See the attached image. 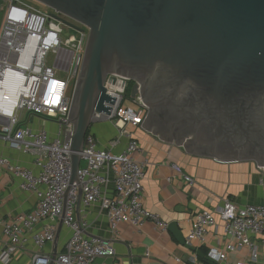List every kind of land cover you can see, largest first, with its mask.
I'll return each mask as SVG.
<instances>
[{
	"label": "built area",
	"instance_id": "built-area-1",
	"mask_svg": "<svg viewBox=\"0 0 264 264\" xmlns=\"http://www.w3.org/2000/svg\"><path fill=\"white\" fill-rule=\"evenodd\" d=\"M0 13L4 14L0 31V139L32 159L31 166H24L0 156V175L5 167L24 191L38 198L31 213L18 215L4 225L1 258L10 261L13 254L25 250L31 242L36 248L31 264H93L99 258L115 256L113 241L87 237L86 217L79 219L76 213L81 202L85 208L100 204L112 233H117L122 224L142 227L147 221L167 230L168 223L145 206V165L136 158L141 148L130 129L143 127L148 108L128 95L134 85L131 80L122 91L128 79L117 75L106 79V94L113 103H105L109 113H95L92 117L81 153L79 183L72 186L65 204L72 177V152L65 137L74 131L70 112L89 28L35 0H0ZM52 14L80 29L64 24ZM65 28H73L76 34L67 35ZM33 119L52 121L57 129L40 128ZM100 123H111L116 129V136L106 147L100 145L92 131ZM173 169L189 186L195 185V180L178 165ZM110 184L114 186L112 195L108 193ZM65 208L63 229L70 237L53 260L52 254L43 249L55 242L58 223L42 224L60 221ZM218 221L224 223L225 234L234 243L228 244L224 252L211 253L212 263L226 262L229 252L245 246L256 261L251 238L264 237V204L238 206L224 200L215 212L197 214L187 244L204 245ZM176 261L185 264L180 259Z\"/></svg>",
	"mask_w": 264,
	"mask_h": 264
},
{
	"label": "water",
	"instance_id": "water-1",
	"mask_svg": "<svg viewBox=\"0 0 264 264\" xmlns=\"http://www.w3.org/2000/svg\"><path fill=\"white\" fill-rule=\"evenodd\" d=\"M35 1L89 28L70 112L74 131L65 137L72 152L65 204L79 183L92 117L113 103L104 86L109 75L128 79L122 91L134 83L133 100L148 108L142 128L160 141L264 169V0ZM153 111L170 119L162 114L151 125ZM65 215L66 208L56 246Z\"/></svg>",
	"mask_w": 264,
	"mask_h": 264
},
{
	"label": "crops",
	"instance_id": "crops-1",
	"mask_svg": "<svg viewBox=\"0 0 264 264\" xmlns=\"http://www.w3.org/2000/svg\"><path fill=\"white\" fill-rule=\"evenodd\" d=\"M38 127L51 129L46 121L36 120ZM101 146L106 147L116 136L111 123H100L92 128ZM138 139L141 151L137 160L145 165L143 199L148 210L168 223V229H158L154 222L147 221L142 227L122 224L117 233H112L106 213L100 204L85 208L81 202L76 210L77 218L86 217L87 237L93 240H111L115 256L99 258L93 264H215L210 257L214 251L224 252L234 243L224 231V223L210 229L206 243L187 244V235L195 216L203 212H215L224 200L238 206L264 204V169L254 161L223 162L211 157L184 152L175 144L160 141L144 128L132 130ZM0 156L24 166H31L32 159L11 149L0 139ZM178 165L184 174L195 180L189 186L173 166ZM110 184L108 193L113 194ZM38 204L36 194L24 191L4 167L0 175V264H31L35 245L31 242L25 250L16 252L5 262L1 253L5 247L4 225L16 216L31 213ZM216 215V214H215ZM47 221L44 225H52ZM70 235L62 229L57 246L47 245L43 251L54 255L61 252ZM257 252V260L247 246L227 254V261L220 264H264V237L251 238ZM56 253V254H57Z\"/></svg>",
	"mask_w": 264,
	"mask_h": 264
},
{
	"label": "rangeland",
	"instance_id": "rangeland-1",
	"mask_svg": "<svg viewBox=\"0 0 264 264\" xmlns=\"http://www.w3.org/2000/svg\"><path fill=\"white\" fill-rule=\"evenodd\" d=\"M3 18H4V14L3 13H0V31H1V27H2ZM65 33L67 35H75L76 34V31L73 28H65ZM132 86H133V84H131V86H130V92L128 94L129 96L131 95ZM24 117H25V115H24ZM32 121L34 122L35 119H33ZM47 122H48L49 125H51V129H52L51 131H55V129H57L55 123H53L52 121H49V120H47ZM130 129L133 130L134 128H130Z\"/></svg>",
	"mask_w": 264,
	"mask_h": 264
},
{
	"label": "flooded vegetation",
	"instance_id": "flooded-vegetation-1",
	"mask_svg": "<svg viewBox=\"0 0 264 264\" xmlns=\"http://www.w3.org/2000/svg\"><path fill=\"white\" fill-rule=\"evenodd\" d=\"M162 114H164L163 117H166V118L170 119L168 117V114L166 112L161 113V112H155V111H153V112H151V119L149 120L150 124L151 125H154V124L158 123V121L160 120L158 118L162 117ZM181 130H182V132H187L188 130L190 131L189 128H185V127H183Z\"/></svg>",
	"mask_w": 264,
	"mask_h": 264
}]
</instances>
